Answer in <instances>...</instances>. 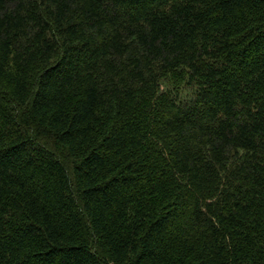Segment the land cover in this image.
Masks as SVG:
<instances>
[{"label":"trees","instance_id":"1","mask_svg":"<svg viewBox=\"0 0 264 264\" xmlns=\"http://www.w3.org/2000/svg\"><path fill=\"white\" fill-rule=\"evenodd\" d=\"M0 264H264V0H0Z\"/></svg>","mask_w":264,"mask_h":264},{"label":"rangeland","instance_id":"2","mask_svg":"<svg viewBox=\"0 0 264 264\" xmlns=\"http://www.w3.org/2000/svg\"><path fill=\"white\" fill-rule=\"evenodd\" d=\"M168 86L169 85L167 84V86H164L163 89L165 91H167ZM192 98H193V94L191 93V91L184 89L183 93L181 94L180 103H186L187 104V103L192 101Z\"/></svg>","mask_w":264,"mask_h":264}]
</instances>
